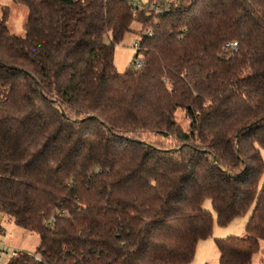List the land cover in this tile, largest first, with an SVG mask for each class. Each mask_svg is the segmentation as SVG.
I'll list each match as a JSON object with an SVG mask.
<instances>
[{
  "label": "trees",
  "instance_id": "obj_1",
  "mask_svg": "<svg viewBox=\"0 0 264 264\" xmlns=\"http://www.w3.org/2000/svg\"><path fill=\"white\" fill-rule=\"evenodd\" d=\"M146 2L12 0L23 35L0 7V217L39 236L7 264H189L249 210L217 264L264 242V0Z\"/></svg>",
  "mask_w": 264,
  "mask_h": 264
},
{
  "label": "rangeland",
  "instance_id": "obj_2",
  "mask_svg": "<svg viewBox=\"0 0 264 264\" xmlns=\"http://www.w3.org/2000/svg\"><path fill=\"white\" fill-rule=\"evenodd\" d=\"M2 5L9 6L11 11L8 17L7 23L10 29L18 34L23 35V27L22 23L26 15V9L23 5H12V0H0V7ZM140 25L136 22H133L130 25V29L124 34L122 40L118 43L114 44V65L116 70L119 73H123L126 71L128 67L131 66L132 60L134 58L135 50L131 46L133 40L139 39V34L137 31L139 30ZM105 41H109V38L106 36ZM181 113L178 110L177 119L179 118V114ZM183 125L186 124V121L182 122ZM158 140L165 142L166 144H171V140L162 139L157 137ZM261 155L264 161V148L261 149ZM203 207L212 212L211 204L209 200H205ZM213 216L214 213L212 212ZM250 214V210L240 216L235 218L229 224L225 226H220L214 220L212 235L206 239L200 240L198 243L197 253L194 255L191 264H203L204 261H207L210 264H217L218 262V251L214 243L215 238L225 237L227 235H239L243 236L244 225L247 221V218ZM0 226L3 228L4 234L3 239L10 244L11 246L16 247L19 250H24L28 252H34L39 245V236L37 233L28 231L18 225H16L12 220L7 218L6 216L0 217ZM251 264H264V242L260 241L259 250L253 254Z\"/></svg>",
  "mask_w": 264,
  "mask_h": 264
},
{
  "label": "built area",
  "instance_id": "obj_3",
  "mask_svg": "<svg viewBox=\"0 0 264 264\" xmlns=\"http://www.w3.org/2000/svg\"><path fill=\"white\" fill-rule=\"evenodd\" d=\"M129 5L136 7V8H145L148 12L152 11L155 12V14L158 16L163 12V8H161L159 5L156 4H147L146 0H125ZM150 32L148 31L147 34ZM131 46L135 50L134 58L132 60V66L134 68L140 69L144 64L143 55L141 53V44L139 39L133 40L131 43ZM226 47L229 49L236 47V42H231L229 44H226ZM3 228L0 229V264H7L8 260L12 256H16L19 251L14 246H11L3 239Z\"/></svg>",
  "mask_w": 264,
  "mask_h": 264
},
{
  "label": "crops",
  "instance_id": "obj_4",
  "mask_svg": "<svg viewBox=\"0 0 264 264\" xmlns=\"http://www.w3.org/2000/svg\"><path fill=\"white\" fill-rule=\"evenodd\" d=\"M199 243V242H198ZM198 243H197V247H196V251H195V254L197 253V250H198ZM192 262H190L189 264H191ZM203 264H210V263H208L207 261H204V263Z\"/></svg>",
  "mask_w": 264,
  "mask_h": 264
}]
</instances>
